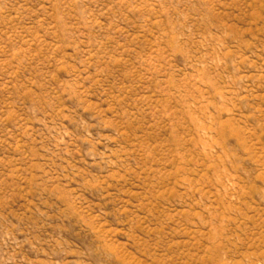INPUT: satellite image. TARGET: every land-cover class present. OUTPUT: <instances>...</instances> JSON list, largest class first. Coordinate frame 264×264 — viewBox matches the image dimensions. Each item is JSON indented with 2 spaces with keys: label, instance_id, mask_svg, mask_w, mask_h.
I'll use <instances>...</instances> for the list:
<instances>
[{
  "label": "rangeland",
  "instance_id": "rangeland-1",
  "mask_svg": "<svg viewBox=\"0 0 264 264\" xmlns=\"http://www.w3.org/2000/svg\"><path fill=\"white\" fill-rule=\"evenodd\" d=\"M0 264H264V0H0Z\"/></svg>",
  "mask_w": 264,
  "mask_h": 264
}]
</instances>
